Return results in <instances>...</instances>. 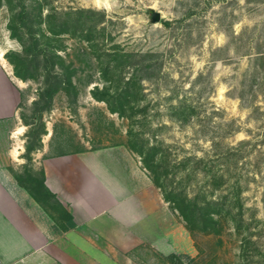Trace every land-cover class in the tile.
Returning <instances> with one entry per match:
<instances>
[{
    "label": "rangeland",
    "instance_id": "rangeland-1",
    "mask_svg": "<svg viewBox=\"0 0 264 264\" xmlns=\"http://www.w3.org/2000/svg\"><path fill=\"white\" fill-rule=\"evenodd\" d=\"M25 1L30 8L40 5L44 17L52 10L68 12L79 8L106 15L99 24L105 31L98 47L91 48L71 36L61 39L66 50L61 55L77 71V96L59 93L52 110L44 115L47 134L42 139L47 140L49 133L52 136L46 153L42 148L34 153L33 173L41 177L39 162L46 156L78 155L114 147L129 149V120L111 114L107 105L91 94L96 86L109 85L100 74L101 65L108 61L106 55L114 50L126 52L131 55L132 65L146 67L141 73L146 77L141 106L148 109L147 120L145 126L137 124L136 129H144L150 143H162L169 169L175 171V184L180 183L190 197L205 186L199 159L205 160L203 166L208 164L218 170L220 155L232 149L241 151L237 163L229 162V177L232 181L240 177L242 181L246 219L260 221H253L244 235L251 234L257 242L253 246L256 253H264V0ZM153 12L161 14L159 23L152 21ZM10 18V9L4 5L0 9V64L15 78L5 54L22 53L23 47L11 36ZM165 21L170 26H165ZM135 68L127 66L125 78L131 77ZM23 85L19 115L24 124L32 122V103L41 85L35 81ZM181 104L194 111L189 122L179 120L188 113L187 109H179ZM25 127L27 142L31 128ZM183 161L185 166L179 165ZM22 162L27 161L22 158ZM24 164L14 165L12 173L22 175ZM157 192L162 196L160 190ZM39 206L45 213L47 233L57 235V240L15 262L5 260L0 250V264H245L241 253L243 233L235 231L230 222H224L220 234L191 232L170 208L171 238L156 236V245L120 248L102 245L92 238L87 240L91 244L88 246L65 236L76 225L70 227L63 204L50 200L44 207ZM253 247L250 253H255ZM85 250L96 260L85 258ZM100 251L105 252L101 262ZM250 258V264H264L258 263V257Z\"/></svg>",
    "mask_w": 264,
    "mask_h": 264
},
{
    "label": "trees",
    "instance_id": "trees-1",
    "mask_svg": "<svg viewBox=\"0 0 264 264\" xmlns=\"http://www.w3.org/2000/svg\"><path fill=\"white\" fill-rule=\"evenodd\" d=\"M16 1H19L18 5ZM4 5H7L11 12L9 24L11 36L23 47L22 53L9 51L5 54V58L12 65L16 78L23 82H40L41 85L37 91V98L32 103V122L24 123L31 128L23 155L27 162L23 166L22 175L15 177L41 206L44 207L50 200L62 206L57 196L46 186L44 170L41 171V177H37L33 173L31 163L34 153L43 146L42 138L47 134L44 115L52 110L55 97L59 93H65L69 97L77 96V86L74 81L77 71L73 66L67 65L61 55V52L66 51L60 43L61 39L71 36L91 45V48L98 47L102 40L100 37L105 31L99 28V24L106 15L101 11L79 8L68 12L52 10L44 17L40 5L37 8H30L25 0H0V9ZM164 25L170 26V22L165 21ZM106 56L108 61L101 65L100 74L109 85L103 88L96 86L91 94L96 101L105 103L111 114L129 120L128 147L141 158L143 167L151 176L154 185L161 191L164 201L181 216L191 232L220 234L224 222H230L235 231L243 233L241 253L245 264H250V257H258V263L264 262V253L259 250L256 253V248L253 247L257 242L253 241L251 234L244 235L251 229V224L256 219L254 217L246 219L247 210L242 199V181L240 177L235 181L229 177L232 176L230 173L232 164L229 162L233 160L237 163L236 158L241 151L232 149L220 155L218 161L221 163L218 170L214 167L209 168L208 164L203 166L205 160L199 159V171L203 170L205 186L190 197L186 189L179 185L180 183L175 184L173 180L175 171L169 169L170 166L161 147L162 143H150L149 139L144 137V129H136L137 124L141 127L145 126L147 120L148 109L141 106L144 100L142 82L146 78L141 73L146 67H141L140 63L132 65L131 55L126 52L114 50ZM102 59L103 55L100 53L98 60ZM127 66H137L129 78L124 76ZM179 109L182 112L188 110V113H183L179 120L189 122L194 112L192 107L181 104ZM33 124L36 126L34 129H32ZM244 143L241 142V145ZM185 162H180L179 165H184ZM192 172L197 171L193 168ZM64 212L70 227L74 228L73 216L68 211L64 210ZM251 246L256 254L250 253Z\"/></svg>",
    "mask_w": 264,
    "mask_h": 264
},
{
    "label": "crops",
    "instance_id": "crops-1",
    "mask_svg": "<svg viewBox=\"0 0 264 264\" xmlns=\"http://www.w3.org/2000/svg\"><path fill=\"white\" fill-rule=\"evenodd\" d=\"M23 84L0 64V250L12 262L57 240V235L47 233L44 210L11 170L24 164L26 127L19 115ZM50 136L42 142L44 153ZM39 164L46 186L73 216L76 228L65 233L67 238L88 246V239L97 238L102 245L120 248L153 246L156 236L171 238L172 211L141 159L129 149L46 156ZM86 251L85 258L96 260ZM104 253L100 251V262Z\"/></svg>",
    "mask_w": 264,
    "mask_h": 264
},
{
    "label": "water",
    "instance_id": "water-1",
    "mask_svg": "<svg viewBox=\"0 0 264 264\" xmlns=\"http://www.w3.org/2000/svg\"><path fill=\"white\" fill-rule=\"evenodd\" d=\"M151 19L154 23H159L162 20L161 14L158 12H153L151 15Z\"/></svg>",
    "mask_w": 264,
    "mask_h": 264
}]
</instances>
